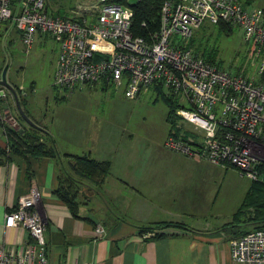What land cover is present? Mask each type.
I'll return each mask as SVG.
<instances>
[{"label": "built area", "instance_id": "1", "mask_svg": "<svg viewBox=\"0 0 264 264\" xmlns=\"http://www.w3.org/2000/svg\"><path fill=\"white\" fill-rule=\"evenodd\" d=\"M46 0H0V19L13 20L26 50L36 33L58 44L52 84L72 90L83 84L123 85L134 98L155 90L177 102L174 113L193 123L171 129L165 146L221 166H235L251 180L264 175V9L242 0H162L157 29L135 33L133 8L114 0L78 6L77 18L50 14ZM90 15L92 20L87 21ZM204 20L236 24L259 58L257 77L225 70L186 40ZM146 26L145 21L141 22ZM4 92V91H3ZM11 127L18 121L8 110ZM174 131L176 134H174ZM36 186L5 213L4 226L27 230L31 241L0 244V264H47L44 222ZM101 231L97 227L96 232ZM238 264H264V227L229 239Z\"/></svg>", "mask_w": 264, "mask_h": 264}, {"label": "crops", "instance_id": "2", "mask_svg": "<svg viewBox=\"0 0 264 264\" xmlns=\"http://www.w3.org/2000/svg\"><path fill=\"white\" fill-rule=\"evenodd\" d=\"M12 31L22 42L14 21L0 19V47L5 54L0 60V72L6 68L10 83L17 84L19 88L24 85L31 90L36 88L35 81L24 83L22 74L17 80L15 70L10 69L12 61L8 46L13 40H7L6 36ZM48 37L58 53L57 42L50 35L39 32L28 48L29 52L22 42L23 51L26 54L32 52L39 58L43 47L33 51V45L36 42L42 45ZM23 62H19L16 71L19 74L24 73ZM52 83L51 86H56ZM99 84L103 86V83ZM1 88L0 148L7 147L8 143L4 131L5 127L8 128L3 117L5 108L8 107L13 115L18 113L13 96ZM24 95L28 114L42 122L50 132V140L45 136L42 138L48 145L53 143L59 153L54 157L20 152L0 153V244L10 246L19 239L31 241L27 230L6 227L3 222L5 213L16 204L18 197L36 186L41 195L36 209L44 222L47 264H238L230 256L229 239L249 227L247 224L243 226V222L238 223L240 218L233 216L249 182L237 167H224L176 151H170L176 153L169 155L166 150L163 153L166 154V172L174 175H136L154 170L152 148L147 147L145 142L139 144L137 140L143 135L136 134L137 137H134L133 131L118 134L102 130L87 138L80 128L74 131L70 127L67 136L77 144L71 148V139L63 143L57 138V134L64 133L63 129H56L55 132L49 124V115L39 111L37 116L33 111L35 100L28 93ZM44 117L47 123L40 120ZM181 125L187 130L191 128L187 122ZM115 135L116 141L113 138ZM134 142L138 145L136 153L132 146ZM67 153H84L95 159L111 161L103 183H80L81 204L76 214L55 192L60 179V165L67 164L69 169L70 156ZM219 175L225 179L220 181ZM233 175L240 178L234 176L232 180ZM234 182L241 184V188L235 191L236 196ZM227 188H230L228 194ZM158 221L179 222L185 227L143 229ZM97 227H101V231L96 232Z\"/></svg>", "mask_w": 264, "mask_h": 264}, {"label": "rangeland", "instance_id": "3", "mask_svg": "<svg viewBox=\"0 0 264 264\" xmlns=\"http://www.w3.org/2000/svg\"><path fill=\"white\" fill-rule=\"evenodd\" d=\"M96 1L97 0H46L48 6L47 10L50 14H57L62 8L67 10L68 14L72 16L77 15L73 10L78 6L83 7L84 5L95 3ZM127 1L128 3H133L136 0ZM242 1L245 3L246 0ZM245 4L254 7H264V0H250V3ZM86 19L87 21L92 20L89 14L86 16ZM6 37L7 40L10 38L13 40V42L9 44L8 50L10 52V60L12 61L10 69L12 71L15 70L17 80H20V75L22 74L24 83L27 84L30 80L35 81L36 88L33 87L31 90H27L23 85L20 86L19 89L24 90L26 94L28 93L29 96L35 100V103H33V111L36 112V115L39 111L46 112L49 115L48 121L53 130L56 132V129H63V134L60 131H58L60 134L56 133L59 141L64 143V141L71 139L67 136V130L70 127L74 131L80 128V132H82L83 135L85 134L87 138L95 131L100 132L106 130L118 134H120V132L133 131L134 137H137L136 134L143 135L137 137L139 144L145 142L148 145L147 147H151L153 151L154 170L147 174L138 172L136 175H174L170 171L166 172L167 167L164 164L166 154L163 153L167 150L169 151V155H173L177 151L170 152L174 150L163 145V140L168 123H170L169 132L171 129L177 130V124L185 123L179 120L185 119L176 115L174 111H172L171 117L168 119L169 108L160 98V94H163L162 92L150 90L141 92L134 98H127L123 94V85L109 84L103 87L99 83L95 86L83 84L72 90L51 86L52 71L55 66V58L57 55L53 41L48 37L42 45L37 44V42L34 43L33 51L34 49L38 50L39 47H43L41 55L37 58L32 52L26 54L27 52L23 51V44L14 31ZM192 37L195 38V42L199 43V41L203 40L209 47L215 49V53L212 56L221 68L231 71H243L247 76L257 77L259 58L249 49L248 43L243 41L242 33L238 25L231 24L230 31L225 32L220 29L216 23L204 20L198 27L193 28ZM51 44L53 46H51ZM4 55V51L0 47V60ZM19 62H23L24 73L19 74V72H16ZM175 108H177V105ZM40 120L47 123L45 117ZM40 124L42 125L43 123L40 122ZM190 125H193V123ZM4 131L7 134L8 129L5 127ZM167 134L168 133H166V137ZM174 134H176L175 131ZM113 138L116 141L117 135ZM71 140L73 141V143H71V148H74L77 144H75L73 139ZM136 144L137 142L132 144L135 153L138 147ZM64 165L65 166L60 165L59 175L61 176L66 175L65 172L67 170L72 173L71 170L68 169L67 164ZM108 173L104 176V179ZM74 175L78 177L77 174L74 173ZM234 176L240 178L239 175H233L232 180ZM242 176L249 182L245 175ZM104 179L101 183L104 182ZM218 179L223 181L225 177L219 175ZM84 180V182L90 183L88 180ZM91 183L94 184L92 181ZM83 184L84 183H82V185ZM237 188H241V184L239 182H234L233 191L235 196ZM229 190L230 188H227V194ZM85 192L90 194V191L86 190ZM80 197L81 188L79 187L78 198L80 199ZM82 197L84 198V196ZM159 225L160 223L153 222L148 227H159Z\"/></svg>", "mask_w": 264, "mask_h": 264}, {"label": "trees", "instance_id": "4", "mask_svg": "<svg viewBox=\"0 0 264 264\" xmlns=\"http://www.w3.org/2000/svg\"><path fill=\"white\" fill-rule=\"evenodd\" d=\"M122 3H127L133 8V27L135 33L146 34L148 30H154L158 28L159 18H160V7L162 0H136L133 3H128L127 0H114ZM245 3H250V0H246ZM58 15L64 17L77 18L68 14L67 10L60 9L57 13ZM145 21L146 26H142L141 22ZM220 29L225 32L230 31L231 24L224 23L222 21L216 22ZM195 38L189 36L186 40V46H192L196 51L201 53L206 59L210 61H215L213 54L215 49L209 47L207 43L203 40L199 43L195 42ZM196 43V44H195ZM264 77V73L262 75ZM19 98V103L23 110L28 114L26 96L21 92L17 84H13ZM104 87V86H103ZM160 98L167 104L168 119H170L172 111L177 105V102L172 98L160 94ZM20 121V128L8 129V143L7 147L0 148V153L8 155L12 152L20 153H31L33 155H46L54 157L59 152L54 147L53 143L48 145L46 141L42 138L45 136L46 139H51L50 132L47 131L45 125H41L40 122L35 121L38 126L27 124L22 116L18 114ZM173 123V121H172ZM39 134V135H38ZM70 156L69 169L65 172L66 175L61 176L59 179V184L56 187V194L59 198L68 206L72 213L76 214L79 205L81 204V199L78 198V189L81 184L84 183V179L89 182L101 183L104 176L109 172L110 163L109 159H95L89 154H68ZM77 174L78 177H76ZM233 216L235 218H240L238 223L243 222L249 225L247 229H242L240 233H244L251 229L264 227V175L262 179L249 180V186L245 191V194L241 200V204L238 209L234 212ZM241 219H243L241 221ZM160 227L165 226H182L184 224L173 221H158ZM152 229L154 227H144L143 229ZM240 235V234H239Z\"/></svg>", "mask_w": 264, "mask_h": 264}, {"label": "water", "instance_id": "5", "mask_svg": "<svg viewBox=\"0 0 264 264\" xmlns=\"http://www.w3.org/2000/svg\"><path fill=\"white\" fill-rule=\"evenodd\" d=\"M5 71H6V68H4L3 69V71H2V78H1V83L3 84V85H5L8 89H10L11 90V92L13 93V95H14V98H15V100H16V104H17V107H18V110H19V113L23 116V118L28 122V123H30V124H32V125H34V126H38L36 123H34L33 121H32V119L25 113V111L23 110V108L21 107V105L18 103V99H17V95H16V91H15V89H14V86L10 83V82H8V81H6V78H5Z\"/></svg>", "mask_w": 264, "mask_h": 264}, {"label": "flooded vegetation", "instance_id": "6", "mask_svg": "<svg viewBox=\"0 0 264 264\" xmlns=\"http://www.w3.org/2000/svg\"><path fill=\"white\" fill-rule=\"evenodd\" d=\"M2 71H3V69H2ZM2 71L0 72V80H1V78H2ZM6 72L7 71H5V78H6V81H8L7 80V74H6ZM9 82V81H8ZM0 87H2L1 89L3 90V91H9L8 93H9V96L10 95H12L13 96V98H14V95H13V93L11 92V90L10 89H8L5 85H3L2 83H1V81H0ZM12 85H13V83H11ZM14 86V85H13ZM14 89H15V87H14ZM15 91H16V89H15ZM21 92L23 93V94H25V92H23V90H21ZM16 95H17V99H18V103H19V98H18V93H17V91H16ZM14 101H15V103H16V100H15V98H14ZM20 104V103H19ZM17 105V104H16ZM5 110H8L11 114H12V112L9 110V108L8 107H6L5 108ZM17 111H18V113L17 114H14V117H15V119L18 121V126H20V121H19V118H18V114L20 115V116H22L20 113H19V110H18V107H17ZM26 113V112H25ZM27 114V113H26ZM31 119H32V121L35 123V121H34V119L29 115V114H27ZM23 117V116H22ZM24 119V118H23ZM25 120V119H24ZM26 121V120H25ZM27 122V121H26ZM28 123V122H27ZM28 124H30V123H28ZM30 125H32V124H30ZM7 127H9V128H13V129H16V127H11L10 125H9V123H8V126ZM20 128V127H19Z\"/></svg>", "mask_w": 264, "mask_h": 264}]
</instances>
